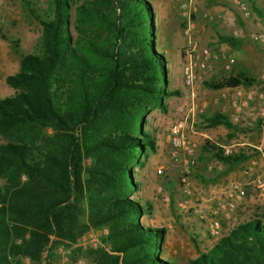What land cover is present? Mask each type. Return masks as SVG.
<instances>
[{
  "label": "trees",
  "instance_id": "16d2710c",
  "mask_svg": "<svg viewBox=\"0 0 264 264\" xmlns=\"http://www.w3.org/2000/svg\"><path fill=\"white\" fill-rule=\"evenodd\" d=\"M20 2L40 36L36 52L22 54L17 71L4 77L12 94L0 97V264H55L58 246L69 248L72 264L78 257L178 264L160 255L165 228L140 222L151 205L127 195L138 188L133 165L154 149L141 117L178 93L166 87L149 1L92 0L74 6L72 20L70 0H48L44 13L30 0ZM252 83L239 71L203 85ZM203 120L206 127L233 128L220 113ZM254 125L264 127V119ZM212 154L226 166L241 160L219 148ZM103 227V246H71ZM185 264H264V224L253 218L235 225Z\"/></svg>",
  "mask_w": 264,
  "mask_h": 264
},
{
  "label": "rangeland",
  "instance_id": "374dc122",
  "mask_svg": "<svg viewBox=\"0 0 264 264\" xmlns=\"http://www.w3.org/2000/svg\"><path fill=\"white\" fill-rule=\"evenodd\" d=\"M30 1L39 13L48 11V0ZM90 1L92 0H70L71 20L74 6ZM148 1L153 13L155 48L162 53L165 61L166 87L168 90H176L178 93L165 97L162 101V109L154 106L143 115L141 117L143 128L153 135L150 125L153 120L155 122L156 118H160L163 129L166 127L167 130V126L178 117L175 109L178 106L187 107L189 105L190 90L182 82L180 59V48L185 41L184 32L188 27L197 47L199 49L208 48L213 54L212 70L203 75V79L196 82L192 88L195 102L194 123L192 125L196 133L199 132V134L195 135L198 137V143H194V162L188 167L186 173L190 190L194 179L201 176L199 170H206V174L211 175V179H219L217 177L231 173V177L215 186L214 190L222 191L231 183L241 184L237 181V175L242 173L243 162L247 158L259 154L258 150L248 148L242 142L247 139L246 137L251 136L250 132L255 122L258 119H264V113L259 110L254 116L248 114V112L246 114L240 112L237 115L238 120L234 121L233 117L236 115V111L233 109L231 102L232 100L238 102L246 98V93L253 90V87L264 98V41H253L249 37L251 32L264 34V3L259 4L257 7V5H251V0H244L249 5V15L242 17L232 4V0H197L195 13L186 20L178 11L179 0ZM253 7L258 9V14L253 11ZM225 11L231 18L229 27L214 21V17L215 20H220L219 17H216L217 14ZM71 32L72 36H75L72 28ZM100 33L101 35L104 34L103 31H100ZM219 35L230 36L232 40L229 43L221 42L218 39ZM39 36L40 26L38 22L28 15L20 0H0V97L12 94V89L4 83V77L17 71L18 61L22 54L36 52ZM228 59L232 60V64L228 69H225L224 64ZM173 61H176L175 64H173ZM175 65L176 69L173 72ZM239 71H243L251 77L253 83L249 86L239 85L218 90L203 85L204 81L219 79L222 76L232 75ZM213 113L226 115L233 127L232 130L224 125L206 127L203 118L211 116ZM186 133L188 135L189 130H186ZM2 141L0 137V143ZM205 144L211 147L203 151L202 148ZM228 146L230 151L227 155H237L241 158L240 161L230 166L222 164L212 154L214 148H219L222 153L223 147ZM260 152H263V149ZM196 163L197 169H194ZM213 163L221 164L222 170L217 172L207 169V164ZM159 167L162 168L160 174L156 172ZM133 171V178L138 183V188L135 191H127V195L141 204L150 202L151 205L150 214L140 218L141 224L144 226L168 227L167 230L165 229L168 236L164 238L160 255L178 264H185L187 260L194 258L193 250L197 247L194 239L183 230L182 222L177 220V217L185 220L195 217L189 213H179L176 210V202L181 198V162L169 164L167 155L163 154L162 150H157L154 142L153 151L147 152L144 156H139L137 163L133 165ZM2 183L3 180L0 179V184ZM213 183L215 181L211 185ZM156 186L161 187L162 193L155 192ZM244 190L246 193V187ZM242 198L234 201V206L229 212L236 205H239L238 202ZM195 200L199 199L196 198ZM262 208L259 211L260 214L264 212V206ZM90 230L96 231L100 236L106 233L104 227ZM171 230L173 232H170ZM173 239L177 244L180 240L181 245L172 244L171 240ZM58 248L67 249L63 246L56 247L54 252L58 255V258H55V264H61L60 256L57 253ZM65 264L72 263L67 260Z\"/></svg>",
  "mask_w": 264,
  "mask_h": 264
},
{
  "label": "built area",
  "instance_id": "2783aa9c",
  "mask_svg": "<svg viewBox=\"0 0 264 264\" xmlns=\"http://www.w3.org/2000/svg\"><path fill=\"white\" fill-rule=\"evenodd\" d=\"M197 0H179L178 11L180 14L188 20L190 16L195 13ZM232 4L242 17L249 15V5L244 0H232ZM185 41L180 48L181 59V72L183 85L190 90L189 105L187 107L178 106L175 109V113L178 116L167 126V143L168 148L166 155L171 164H182V175L180 178V193L181 198L176 202V209L179 212L189 213L195 216L199 221L205 224L206 233L210 238L218 239L221 235V223L218 217L219 214H228L234 206V201L242 198L245 195L244 188L239 184L231 183L228 187L222 190L223 198H218L214 201V205L209 214L204 211L202 200L193 199L190 194V183L187 177L188 167L194 162V148L195 144L187 135L186 130L192 133H196L193 128L194 115H195V102L193 86L196 82L203 79V75L212 70L213 54L208 48L199 49L196 42L191 37L190 29H185ZM250 39L253 41H264L263 33L251 32L249 34ZM232 64V60L228 59L224 68L228 69ZM248 95V94H247ZM248 97L240 101L232 100L231 105L236 111L233 120H238L237 115L247 106ZM229 146L223 147L222 155L226 156L229 153ZM263 160L264 157L260 156ZM257 161L250 159L248 164L243 169L244 173H252L249 182L255 188L264 190V166H261V170L258 173H253L254 167L257 165ZM207 169H212L217 172L222 170V166L219 163L207 164ZM162 168H157L156 172L161 173ZM155 192L162 193L160 186L155 187ZM166 230L168 229L165 228ZM72 247H79L80 249H95L102 246L100 240V234L94 230H88L83 234L75 238ZM174 252V250H172ZM57 253L60 256V263L65 264L68 260L69 248H58ZM73 264H94L93 262H86L83 258L78 257L74 260Z\"/></svg>",
  "mask_w": 264,
  "mask_h": 264
},
{
  "label": "crops",
  "instance_id": "0c3cea01",
  "mask_svg": "<svg viewBox=\"0 0 264 264\" xmlns=\"http://www.w3.org/2000/svg\"><path fill=\"white\" fill-rule=\"evenodd\" d=\"M216 1H222V0H216ZM254 2V5L258 7L259 4H263L264 0H252ZM216 17H219L220 20H215V23L220 22V24L231 25L230 21L231 18L227 11L225 12H220L217 14ZM218 18V19H219ZM219 24V25H220ZM176 61H173V64H175ZM178 63V61H177ZM176 63V64H177ZM176 65L173 67V72H175ZM248 94V95H247ZM246 96L248 97V103L247 106L243 109L242 113L254 115L261 111V113H264V98L261 93H259L254 87L253 90L249 91L246 93ZM245 96V97H246ZM245 99V98H243ZM248 109V110H247ZM153 118V116H152ZM151 118V119H152ZM160 118H156L155 122H153L150 125V128L152 129V135L154 137V142H155V147L157 150H162L163 154L166 155L167 148H168V143H167V132H166V127L163 129L162 124L160 123ZM156 126V128H155ZM199 134V132L192 133L189 131L188 136L194 141L195 144L198 143V137L195 136ZM251 136L246 137L245 141L242 142L243 145H245L248 148H252L255 150L259 151V154L257 156H251L247 158L243 162V169L246 167L248 164V161L250 159L256 160L258 163L253 169V173H258L261 170V166H264V159L262 160L260 156L264 157V127H256L255 125L253 126V129H251L250 132ZM261 149H263V152H260ZM170 164V162H169ZM194 169H197V163L194 166ZM201 176L198 177L197 179H194L192 183V189H191V194L190 196L193 199L198 198L199 200H202L203 202V208L204 211L209 214L210 208L214 205V201L218 198H223L224 196L222 195V191L220 190H214L215 186L220 185L224 180H228V178L231 177V173L229 172L228 175L222 176V177H217L219 179H211V175L206 174L207 171H200ZM242 173H239L237 176V181L241 183L240 185L245 188L246 187V193L245 196L242 198V200L239 203V205H236V207L229 212L228 214H219L218 217L220 219L221 223V235L227 234L228 231L233 228L235 225L243 222H247L253 218L259 219L262 223L264 222V212L263 214H260L259 211L262 210V206H264V190H261L259 188H255L252 186L249 182L250 177H252V173H244L243 170H241ZM264 178V175H263ZM213 185L212 182H214ZM155 200V198H153ZM149 201V200H148ZM150 203V202H149ZM152 203V202H151ZM153 204V203H152ZM177 210V209H176ZM178 211V210H177ZM179 212V211H178ZM180 213V212H179ZM177 220L182 222V227L183 230L186 231L193 239L194 242H196L195 246L197 247L195 250H193V257H196L198 252H205L208 250L214 242L217 240L214 238H210L208 234L206 233L205 230V224L201 221H198L195 217L189 218V219H179L177 217ZM264 224V223H263ZM159 225V224H158ZM162 227V226H158ZM170 232H173L171 230ZM167 231L165 234V238L168 236ZM220 235V236H221ZM172 244L174 245H181V241L178 240L179 244H177L174 239L171 240ZM168 242V241H167Z\"/></svg>",
  "mask_w": 264,
  "mask_h": 264
}]
</instances>
